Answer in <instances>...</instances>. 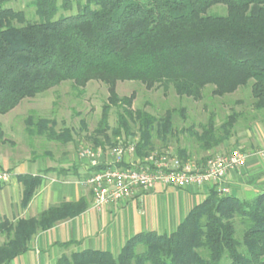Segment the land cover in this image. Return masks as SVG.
<instances>
[{"label": "trees", "instance_id": "16d2710c", "mask_svg": "<svg viewBox=\"0 0 264 264\" xmlns=\"http://www.w3.org/2000/svg\"><path fill=\"white\" fill-rule=\"evenodd\" d=\"M9 1L0 0V115L64 82L82 94L89 82L100 81L109 96L90 136L93 147H84L107 150L136 139V155L143 158L163 154L154 141L168 143L177 110L163 117L134 110L135 95L119 96L118 82H139L147 89L172 86L179 97L196 101L208 86L213 96L224 97L250 85L254 106L264 109V0H33L27 7L35 9L34 19L7 7ZM219 5L226 6V14L209 13ZM112 108L118 117L114 128L109 124ZM236 117L228 116L217 128L211 116L200 132H192L206 154L232 137ZM56 127L55 120L32 112L25 130L62 144L73 140L71 129ZM173 156L192 160L187 148H177ZM50 172L81 177L78 166L18 175L22 209ZM85 209L80 200L30 219L0 218V235L5 236L0 264L27 252L39 231ZM58 264H264V189L241 199L211 188L169 234L137 233L117 256L88 249L62 255Z\"/></svg>", "mask_w": 264, "mask_h": 264}, {"label": "rangeland", "instance_id": "374dc122", "mask_svg": "<svg viewBox=\"0 0 264 264\" xmlns=\"http://www.w3.org/2000/svg\"><path fill=\"white\" fill-rule=\"evenodd\" d=\"M31 1L33 0H11L6 6L16 11L24 10L29 19H34L35 9L27 7ZM209 13L226 14L227 8L219 5L211 8ZM117 92L121 97L134 94L132 108L156 117H163L167 110H177L173 117V134L169 137L168 143L164 146L158 139L154 141L157 151L175 155L177 148H187L191 159L200 161L204 156H216L232 150H240L246 154L262 150L264 109L258 110L254 106L255 99L250 85L224 97L213 96L212 87L208 86L199 101L179 97L172 86L168 89L162 86L147 89L143 84L133 81L118 82ZM108 96L107 86L94 80L87 84L82 94L72 88L71 82H64L34 98L23 100L10 113L0 115V158L5 157L16 162L35 158L36 162L32 163L31 169L36 171L76 166L80 148L93 147L90 136L97 128L102 107ZM180 110H183V113ZM32 112L36 116L55 120L57 130L71 129L73 140L68 144H62L28 134L25 130L26 119ZM234 113L237 117L232 137L206 154L192 132H200L201 126L206 124L211 116L219 128L228 116ZM117 118V109L112 108L109 117L112 128L117 126ZM82 123L86 124L87 129L83 128ZM133 129L136 131L137 126L133 125ZM66 156H69L70 160L68 165L62 164ZM49 174L55 175L52 172ZM4 240L5 238L0 237V243ZM142 250L143 247H140L138 252Z\"/></svg>", "mask_w": 264, "mask_h": 264}, {"label": "crops", "instance_id": "0c3cea01", "mask_svg": "<svg viewBox=\"0 0 264 264\" xmlns=\"http://www.w3.org/2000/svg\"><path fill=\"white\" fill-rule=\"evenodd\" d=\"M68 158L69 156H66L62 164L68 165ZM134 158L135 155L128 154L124 160L128 162ZM98 160L108 161L107 152L100 155ZM35 162L36 159L16 162L5 157L0 158L1 167L13 173L10 182L0 189V218L5 217L10 221L30 219L51 207L80 200H84L86 209L72 219L36 233L29 242V250L10 264H58L62 255L88 249L107 251L117 256L124 244L137 233L173 232L190 210L203 201L209 189L214 188L212 184L185 188L156 184L140 190L131 199L117 205L97 209L91 189L81 184L87 172L88 160L78 155L75 165L80 168V178L44 175L30 204L22 209L23 188L17 176L42 173L43 170L31 169L32 163ZM226 184L229 194L241 199H252L264 189V144L262 150L247 154L244 167L230 171ZM0 237L5 238L4 235ZM69 242L74 243L62 246Z\"/></svg>", "mask_w": 264, "mask_h": 264}, {"label": "built area", "instance_id": "2783aa9c", "mask_svg": "<svg viewBox=\"0 0 264 264\" xmlns=\"http://www.w3.org/2000/svg\"><path fill=\"white\" fill-rule=\"evenodd\" d=\"M136 142L132 139L107 150L84 146L79 150V157L88 160L81 184L91 189L95 208L117 205L156 184L176 188L212 184L218 193L229 194L228 174L244 167L247 162V154L240 150L212 156L204 163L183 161L169 153H154L140 158L136 155ZM106 152L109 160L100 162L98 158ZM128 154L135 155V158L126 162L124 158ZM12 177L13 173L0 165V183H9Z\"/></svg>", "mask_w": 264, "mask_h": 264}]
</instances>
